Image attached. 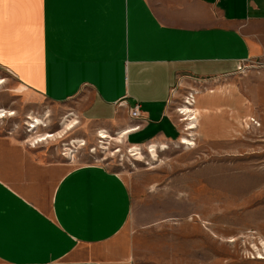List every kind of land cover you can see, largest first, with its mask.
I'll return each instance as SVG.
<instances>
[{"label":"crops","instance_id":"obj_1","mask_svg":"<svg viewBox=\"0 0 264 264\" xmlns=\"http://www.w3.org/2000/svg\"><path fill=\"white\" fill-rule=\"evenodd\" d=\"M0 64L136 146L179 137L173 88L197 79L198 136L227 141L264 122V0H0ZM130 212L119 171L0 138V264H137Z\"/></svg>","mask_w":264,"mask_h":264},{"label":"rangeland","instance_id":"obj_2","mask_svg":"<svg viewBox=\"0 0 264 264\" xmlns=\"http://www.w3.org/2000/svg\"><path fill=\"white\" fill-rule=\"evenodd\" d=\"M9 69L0 64V110L13 113L0 112V138L40 161H98L119 171L130 188L123 231L137 264H264V122H248L227 141H202L195 107L191 130L183 108L181 114L176 108L187 89L204 90L205 84L183 77L169 103L179 137L129 145L107 124L80 120L70 102L50 103L24 88ZM73 119L77 123L66 130ZM100 131L113 139L100 138ZM46 132L52 137L35 143ZM186 132L194 142H183Z\"/></svg>","mask_w":264,"mask_h":264},{"label":"built area","instance_id":"obj_3","mask_svg":"<svg viewBox=\"0 0 264 264\" xmlns=\"http://www.w3.org/2000/svg\"><path fill=\"white\" fill-rule=\"evenodd\" d=\"M175 88L176 87L173 88V91L175 90ZM179 100L180 101L178 102V107L176 108V110L179 113L181 112L182 108H184L185 106L188 107L189 109H193L195 102H196V90L193 88L187 89ZM194 113H195V111L194 112L192 111V114H191L190 118L188 119V121L191 120V117H192V119L196 120V118H194L196 116V114H194ZM128 116L131 119H142L143 118V116L140 112V108H139L138 103H135L134 105H132L128 108ZM251 121L255 125L259 124L258 121L254 120V119H251ZM136 128H138V126L133 127V129H136ZM186 134H187L186 138L189 139L188 142H194V140H195L194 134L188 135L187 132L185 133V135ZM189 145H193V144H189Z\"/></svg>","mask_w":264,"mask_h":264},{"label":"bare ground","instance_id":"obj_4","mask_svg":"<svg viewBox=\"0 0 264 264\" xmlns=\"http://www.w3.org/2000/svg\"><path fill=\"white\" fill-rule=\"evenodd\" d=\"M2 80H0V85L2 84ZM192 111L194 112L195 110H193V109H189L188 107H184L183 108V112H184V114L185 115H187V118H186V120H188L189 118H190V116H191V114H192ZM0 112L1 113H3V114H1V116H4V115H6V114H9V115H12L13 113H11V112H9V111H6V110H0ZM188 112V113H187ZM181 113V112H180ZM196 117V116H195ZM194 117V118H195ZM36 122H34V121H32L31 122V127L34 129V128H37L38 126H39V122H38V119H36L35 120ZM41 121V120H40ZM189 121H191V122H189L188 123V129L187 130H191V129H194L196 126L193 124V119H192V117H191V120H189ZM42 123V122H41ZM77 122L76 121H74V119L73 120H71V121H69L66 125H65V129L66 130H70V129H72L74 126H75V124H76ZM47 133V132H46ZM44 133V134H38L36 137H34L35 138V143H38V142H40V141H43V140H46L47 138H50V137H52V135L50 134V133ZM59 133V132H58ZM60 134V133H59ZM99 137L100 138H102V139H113L110 135H108L107 134V132H104V131H100V133H99ZM120 138H121V136L118 134L116 137H115V139L116 140H119L120 141ZM183 138V142H188V141H186V138H184V137H182ZM135 149H137V148H135Z\"/></svg>","mask_w":264,"mask_h":264}]
</instances>
